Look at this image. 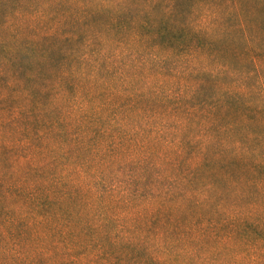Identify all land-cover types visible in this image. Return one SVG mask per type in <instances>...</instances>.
I'll return each mask as SVG.
<instances>
[{
    "label": "trees",
    "instance_id": "1",
    "mask_svg": "<svg viewBox=\"0 0 264 264\" xmlns=\"http://www.w3.org/2000/svg\"><path fill=\"white\" fill-rule=\"evenodd\" d=\"M263 24L0 0V264H264Z\"/></svg>",
    "mask_w": 264,
    "mask_h": 264
},
{
    "label": "rangeland",
    "instance_id": "2",
    "mask_svg": "<svg viewBox=\"0 0 264 264\" xmlns=\"http://www.w3.org/2000/svg\"><path fill=\"white\" fill-rule=\"evenodd\" d=\"M255 23H256V22H253L252 27L257 26ZM262 27L264 28V24L262 25ZM257 28H258V27H257ZM105 174H107V172H106Z\"/></svg>",
    "mask_w": 264,
    "mask_h": 264
}]
</instances>
